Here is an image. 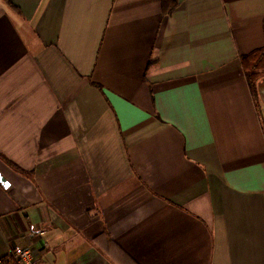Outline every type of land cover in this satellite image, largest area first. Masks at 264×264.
Returning <instances> with one entry per match:
<instances>
[{
	"label": "crops",
	"instance_id": "obj_1",
	"mask_svg": "<svg viewBox=\"0 0 264 264\" xmlns=\"http://www.w3.org/2000/svg\"><path fill=\"white\" fill-rule=\"evenodd\" d=\"M9 1L0 260L264 264V0Z\"/></svg>",
	"mask_w": 264,
	"mask_h": 264
},
{
	"label": "trees",
	"instance_id": "obj_2",
	"mask_svg": "<svg viewBox=\"0 0 264 264\" xmlns=\"http://www.w3.org/2000/svg\"><path fill=\"white\" fill-rule=\"evenodd\" d=\"M6 4L12 5L9 0H3ZM179 7V0H162L163 15L171 16ZM242 67L249 86L257 102H261L259 95V82L264 77V51L258 50L241 58ZM13 166L12 164H10ZM20 173L22 170L13 166Z\"/></svg>",
	"mask_w": 264,
	"mask_h": 264
},
{
	"label": "built area",
	"instance_id": "obj_3",
	"mask_svg": "<svg viewBox=\"0 0 264 264\" xmlns=\"http://www.w3.org/2000/svg\"><path fill=\"white\" fill-rule=\"evenodd\" d=\"M0 264H43L40 256L35 255L31 250L15 246L9 255L0 260Z\"/></svg>",
	"mask_w": 264,
	"mask_h": 264
},
{
	"label": "water",
	"instance_id": "obj_4",
	"mask_svg": "<svg viewBox=\"0 0 264 264\" xmlns=\"http://www.w3.org/2000/svg\"><path fill=\"white\" fill-rule=\"evenodd\" d=\"M259 95H260V99L261 102L264 105V85L263 86H259ZM0 183L5 187L8 188L9 187V183L8 181L0 174Z\"/></svg>",
	"mask_w": 264,
	"mask_h": 264
},
{
	"label": "rangeland",
	"instance_id": "obj_5",
	"mask_svg": "<svg viewBox=\"0 0 264 264\" xmlns=\"http://www.w3.org/2000/svg\"><path fill=\"white\" fill-rule=\"evenodd\" d=\"M260 107H261V109H262V114H263V118H264V105H263V103L262 102H260Z\"/></svg>",
	"mask_w": 264,
	"mask_h": 264
}]
</instances>
